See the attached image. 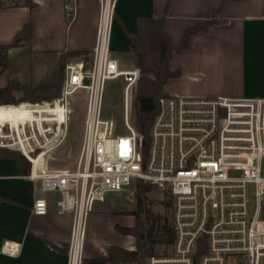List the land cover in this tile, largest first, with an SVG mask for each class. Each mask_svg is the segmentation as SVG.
<instances>
[{"label":"built area","instance_id":"built-area-1","mask_svg":"<svg viewBox=\"0 0 264 264\" xmlns=\"http://www.w3.org/2000/svg\"><path fill=\"white\" fill-rule=\"evenodd\" d=\"M115 3L99 0L89 58L64 63L60 95L26 102L32 119L0 126V147L18 150L30 164L25 176L38 180L42 192H58L57 212L72 215L66 264H82L95 199L136 180L166 188L172 199L171 251L150 255L145 264H264V96H161L144 159L129 116V89L139 71L121 67L111 53ZM116 79L123 83L125 133L102 113L106 83ZM79 94L85 105L73 166L35 169V159L66 138ZM47 206L38 196L32 211L44 214ZM17 251L14 242L1 246L3 253Z\"/></svg>","mask_w":264,"mask_h":264},{"label":"crops","instance_id":"crops-1","mask_svg":"<svg viewBox=\"0 0 264 264\" xmlns=\"http://www.w3.org/2000/svg\"><path fill=\"white\" fill-rule=\"evenodd\" d=\"M32 1L33 7L0 0V43L10 42L25 28L27 37L21 41L25 45L8 50L9 78L26 85L52 84L57 71L36 75L31 60L46 56L58 65L60 54L73 51L79 54L68 56L66 62L87 60L95 41L99 0ZM221 2L223 0H116L112 56L123 68L148 72L152 82L156 77L153 63L160 60L161 51L159 18L168 3L164 29L174 42H179L186 28L209 19L211 11ZM216 18L219 22L212 24L208 32L193 33L188 46L172 55L169 69L179 71V75L167 80L164 92L182 96H264V0H225ZM126 32L135 37L139 50L130 49ZM227 44L234 49V56L228 53ZM127 58L136 63L135 67L122 64ZM232 59L242 64L245 73L239 88L221 84L189 86L182 82L187 78L186 82L194 83L201 74L219 72L230 66ZM16 107H0V111L11 112ZM27 119H32V114L0 115V126L10 123L18 127ZM38 196L48 200L44 214L32 211L33 201ZM58 196V192L55 195L42 192L38 180L21 175L14 158H0V264H66L72 215L57 212L55 199ZM109 210L93 203L86 218L84 258L105 257L113 244L134 248V238L119 233L114 227L115 224L130 226L133 221L124 222L122 216ZM4 241L16 243L17 253L1 252Z\"/></svg>","mask_w":264,"mask_h":264},{"label":"trees","instance_id":"trees-1","mask_svg":"<svg viewBox=\"0 0 264 264\" xmlns=\"http://www.w3.org/2000/svg\"><path fill=\"white\" fill-rule=\"evenodd\" d=\"M224 1L220 6L211 11L210 18L207 20L199 21L193 26L186 28L182 34V38L179 42H174L171 37L166 33L164 29L165 14L168 9L160 16V36H161V51L160 60L153 63L156 70V77L152 81V92L149 95H139L133 101L134 118L133 126L141 136V150L143 158H146L147 147L149 142V129L155 114L159 109V98L167 95L163 87L167 80L171 77L179 75V71H171L169 69V63L174 53L180 52L185 49L189 44L190 36L198 31L208 32L210 26L219 20L216 18L220 9L222 8ZM24 5L33 7L35 3L32 0H24ZM129 37V47L132 51L140 49L135 37L126 32ZM26 29H21L17 35L8 43L0 44V58L1 61L6 64L7 57L5 50L14 47L22 39H26ZM79 51H73L68 54H60L58 58V79L52 84L44 85H26L18 84L9 81L5 86L0 87V104L15 103L12 95V89L18 88L22 94L19 97L20 101L28 102H40L51 101L57 98L62 89L63 83V67L68 56H77ZM0 105V107L18 106L16 109H12L11 112L0 111V115H25L31 116L29 107H26L25 103L20 105ZM56 109L55 111H58ZM0 158H14L17 162L19 173L26 175L29 172L30 164L26 158L16 149L2 148L0 147ZM136 188L134 191L135 208L129 213L135 217L134 224L131 226H123L115 224V229L122 234H130L135 238L134 249H126L119 245H110L107 255L100 258H83L82 264H145V258L148 255H152L156 244H171L173 241V232L171 224L162 222L157 216H155L147 207L146 193L151 187L149 182L143 180H136ZM1 199V198H0ZM172 205V199L168 202Z\"/></svg>","mask_w":264,"mask_h":264},{"label":"rangeland","instance_id":"rangeland-1","mask_svg":"<svg viewBox=\"0 0 264 264\" xmlns=\"http://www.w3.org/2000/svg\"><path fill=\"white\" fill-rule=\"evenodd\" d=\"M4 1V0H3ZM11 2L15 5L23 3L24 0H11ZM22 41H25L22 39ZM8 43V42H7ZM4 44V43H0ZM25 45V43H17L16 46ZM228 49V53L233 54L234 56V49L229 48L228 44L225 46ZM13 48V47H10ZM5 50L6 55V64L1 61L0 58V87L5 86L9 81L13 83H19L15 80L9 78L8 74V50ZM237 59V58H236ZM32 61V62H31ZM32 63V70L33 73L36 75H50L52 73H57L58 79V69H57V62L51 58L45 57H37L35 60H31ZM65 63V62H64ZM122 64L126 65V67H135L133 60L125 59ZM230 66H226L223 70H220L216 73H206L201 74L198 79L193 82H186V79L182 80L185 84L189 86H199L204 87L207 84L212 86H217L221 84L222 86H231L233 88H239L243 85L245 79V73L243 71L242 64L238 61H232L229 63ZM139 71V69H138ZM218 79V80H217ZM56 82V81H55ZM164 90V87H163ZM152 91V82H151V75L142 70L139 71V76L137 81L130 87L129 89V116L131 122H133L134 118V107L133 101L136 96L139 95H146L148 92ZM22 92L20 89L16 88L12 89V95L14 97L15 103H7V104H0V105H20L22 103H26L28 101H20L19 97L21 96ZM54 100V99H53ZM84 100L83 94H79V96L74 97L71 108L72 111L69 114V124H68V132L64 141L50 154L47 155H40L38 158L35 159V166H45V168H62V167H72L74 163V159L78 153L81 133H82V122L84 116ZM123 112H124V104H123V83L121 79L110 80L106 83V88L104 92V99L102 105V113L105 117L112 120L116 129L119 133H125L126 130L123 126ZM33 117V115H32ZM1 125V126H5ZM6 148V147H2ZM13 149V148H10ZM144 181V180H143ZM137 182V181H136ZM136 182H132L130 186H127L122 191L119 192H109L104 195L101 199H95L93 202L96 205L103 206L105 209H110L109 212H112L114 215L122 216L124 222H132L134 224L135 217L133 214L129 212L135 208V199H134V191L136 188ZM148 182V181H145ZM151 184L150 189L146 193L147 201L146 205L149 210L159 218L162 222H167L171 224V205L168 203L171 199L169 192L166 188H163L157 184ZM54 195L57 192H52ZM121 225V224H120ZM126 226V225H123ZM131 226V225H130ZM122 234V233H121ZM129 235L130 234H123ZM133 237V236H132ZM134 238V237H133ZM133 240V239H132ZM115 245V244H114ZM133 245L135 247V238L133 240ZM120 246V245H119ZM123 248L129 249L126 246H121ZM134 249V248H133ZM171 251V244H156L154 252L152 255H164L168 254ZM148 255L145 258L149 257ZM84 258V257H83ZM130 264V263H125Z\"/></svg>","mask_w":264,"mask_h":264},{"label":"bare ground","instance_id":"bare-ground-1","mask_svg":"<svg viewBox=\"0 0 264 264\" xmlns=\"http://www.w3.org/2000/svg\"><path fill=\"white\" fill-rule=\"evenodd\" d=\"M35 169H36V166H35Z\"/></svg>","mask_w":264,"mask_h":264}]
</instances>
